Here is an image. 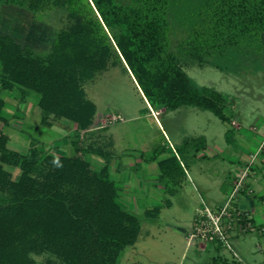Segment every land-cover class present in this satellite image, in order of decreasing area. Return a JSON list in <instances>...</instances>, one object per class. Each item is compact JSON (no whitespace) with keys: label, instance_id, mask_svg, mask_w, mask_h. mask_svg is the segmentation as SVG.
Returning <instances> with one entry per match:
<instances>
[{"label":"trees","instance_id":"1","mask_svg":"<svg viewBox=\"0 0 264 264\" xmlns=\"http://www.w3.org/2000/svg\"><path fill=\"white\" fill-rule=\"evenodd\" d=\"M175 1L0 0V6L26 8L38 21L56 9L67 11V24L45 55L0 35V86L35 92L44 113L89 129L98 107L84 84L121 67L154 109L197 108L229 122L226 96L200 86L169 51L165 18ZM203 2V21L188 40L196 51L264 50V0ZM4 108L0 98V122L6 121ZM9 140L0 129V193L6 196L0 225L19 238L21 252L64 253L67 264H86L82 252L88 249L93 264H115L125 248L136 244L141 221L120 204L108 166L96 170L84 158L90 149L75 145L70 157L37 148L22 153L10 149ZM5 165L20 170L17 181ZM161 166L167 171V162Z\"/></svg>","mask_w":264,"mask_h":264},{"label":"rangeland","instance_id":"2","mask_svg":"<svg viewBox=\"0 0 264 264\" xmlns=\"http://www.w3.org/2000/svg\"><path fill=\"white\" fill-rule=\"evenodd\" d=\"M10 7L0 6V30L17 33L20 42L33 46L41 55L47 53L45 49L52 46L67 24L66 10L56 9L43 21L35 22L26 8ZM205 11L203 0H177L171 4L165 18L169 51L200 86L213 87L226 96L229 122L221 121L210 111L191 107L153 117L137 85L121 67L112 68L98 75L94 82L84 84L89 98L98 106L94 129L103 128L96 132L102 137L94 145L113 153L109 162L110 178L123 190L122 201L138 198L142 211L161 209L156 219H148L140 211L142 229L138 240L121 252L115 264H242L240 260L246 264H264V235L242 233L237 240H232L231 249L200 240L188 246V236L202 201L216 210L227 200L241 153L248 155L246 145L253 144L255 139L260 144L264 135L261 116L264 63L253 64V50L196 51L188 40L194 26L203 21ZM18 96V91L0 89V97L6 101L4 115L9 124L5 132L11 139L10 149L28 153L30 143H36L37 139L42 141L40 146L45 151L51 145L44 144L51 143L57 148H66L65 154L69 155L72 145H91L88 141L91 133H86L84 139V134L75 128L64 129L57 124L51 130L43 127L40 108L35 106L30 110V105L23 104ZM66 125L78 127L73 121ZM124 157L133 162L128 172L142 183V187L130 185L131 195L124 191L118 175ZM85 158L96 170H101L110 160L96 151H89ZM163 162L168 163L166 170H173L174 174L163 171ZM5 169L17 181L20 170L8 165ZM5 201V194L0 193V207L6 206ZM3 230L0 225V264H67L64 253L26 248L21 252L19 238ZM199 244L209 249L200 250ZM214 249L218 250L216 254ZM82 255L86 264H93L88 258V249H83Z\"/></svg>","mask_w":264,"mask_h":264},{"label":"crops","instance_id":"3","mask_svg":"<svg viewBox=\"0 0 264 264\" xmlns=\"http://www.w3.org/2000/svg\"><path fill=\"white\" fill-rule=\"evenodd\" d=\"M10 8H14V9L16 8L18 10H22V8L18 7V6H11ZM19 13H20V11H19ZM29 13L32 14V16L34 18L33 13H31V12H29ZM19 20L22 23V18L21 17H20ZM14 21H16V20H14ZM14 21H12V22L15 23ZM34 21L38 22V20H36L35 18H34ZM11 31L7 32V31L0 30V35H11V36L15 37L16 39H18L17 36H19V35L17 33L13 32V31L12 32ZM262 42L264 44V34L262 35ZM256 61H258L259 63H264L263 62L264 61V50L262 52H255L254 61H252L254 65H255ZM262 69L264 70V66L262 67ZM0 89L2 91H9V92L18 91L19 92V96H18L19 101L23 102V104H26V103L29 104L30 105V107H29L30 110H33L35 106L39 107L40 96L37 93H35V92L28 91L26 93H23L22 90L19 87L15 88L14 90H5V89L1 88V86H0ZM32 96H34L35 98L32 99ZM0 98H2V97H0ZM145 101H146V104L150 108L151 115L153 117H155V118L157 117L158 114L169 112V111H167L165 109H161V110L155 111V109L151 106V104L146 99H145ZM5 108H6V101H5ZM5 108H4L3 113H2V116L4 118H5V115H4ZM233 109L236 110V106H233ZM40 110H41V108H40ZM41 112L42 113H41L40 122H41V125L43 127H45V128H48V129L51 130V129L54 128L55 124L60 125L64 129L67 128V129L71 130V128L72 129L75 128L77 131H80V133L82 132L84 134L83 135L84 139H85L86 133H91L92 136L88 140L91 145H79V146L81 148H83V149H86V150L90 149L89 151H91V152L96 151V153L101 155V156L104 155V157L105 156L108 157L110 160L108 161V164L105 165L104 167L108 166V168H109V162L111 161V158L114 157L113 153L110 152V151H105L103 149V147H100V146H98L96 148V146L94 145V143L99 142V138L102 137L101 133H99V134H101V135H99L96 132L97 131L100 132L101 130H103V128H100V127H96V129H94L95 125L98 122L96 120V116H97L98 111H97V113H96V115L94 117V123L89 129H82L79 126L75 127V125H74V127L67 126L66 124L69 125V122H71V120H68V119L55 120L54 119L55 117L53 115L46 114L42 110H41ZM261 116L263 118L262 125H264V113ZM233 120H235L234 117H233ZM63 121H64V124H62ZM8 124H9V120H7V119H6L5 122H0V129L6 135H8V134L5 132V126L8 125ZM9 139H10V137H9ZM35 140H36V143L35 142H31L30 143V149L31 148H37V149L43 151L44 153H49V154H56L57 153V156L64 155V156H69L70 157V156H74L76 154L75 145H72L71 149L68 150L69 155H67V154H65L67 152V151H65L66 148H64V150H63L62 148L55 147L54 144L45 143L44 142L45 143L44 145H51L50 147L46 146L48 151H45L44 148H42L40 146V144H42V141L37 140V139H35ZM10 141H11V139L9 140V146H10ZM261 143L259 144L258 143V139H255L253 141V144L246 145L245 152L248 151L247 153H249V154L247 155L244 152L241 153V158H240V162H239L238 168L236 170V174L233 176V179L231 181L232 190L229 192V194H227V200L230 197V195H231V193H232V191H233V189L235 187V183H236L240 173L247 166V164L249 162V159H250V156L255 154L258 151ZM91 147H94V149L91 150ZM18 152H20V151H18ZM86 154H88V153H86ZM86 154H83L84 158H85ZM125 157H124L125 161L122 164H120L119 167H118V169H119L118 175L121 177L120 178L121 182L125 186V190L124 191H126V193L128 195H131L133 192L130 194V192H131L130 191V189H131L130 185L133 184L136 187H142V183L141 182L140 183L137 182L136 179H134L135 176H131L132 174L128 172V168L132 165L133 162H132V160H130L129 157H127V158H125ZM124 168H127V170H123ZM110 173L111 172H110V169H109V174ZM114 183H115L117 191H118V200H119L120 204L123 206V208L127 212H129L131 214H134V215H136L139 218L138 215H139L140 211H142V209H141L142 203L140 202V200L138 198H135L132 201L131 200L130 201H124V200L122 201L121 193L123 192V190L119 189V187L117 186L116 182H114ZM126 197H128V196H126ZM227 200L224 203H222L221 206H223L227 202ZM235 207L238 208L239 210H241L244 213L245 217L247 218V221L252 223V225L254 227L264 228V155L259 157L257 159V161L255 162V164L252 166V174L246 180V188H245V190H243L236 197V199H235ZM142 212L144 213L146 218H148V219H156V218L159 217V215L161 213V209L159 207H156V208H153V209L144 210ZM139 220L141 221L140 218H139ZM190 234L191 233H189V235ZM241 234L242 233L240 231L236 232L233 235L232 240L233 239L237 240V238H239ZM247 234H248V232H247ZM250 234H252V233H250ZM253 234H255V233H253ZM257 234L263 236V234H261V233H257ZM188 239H189V236H188ZM194 243H195V240H193V241H191L190 239L188 240V246H191ZM198 247H199L200 250H205V251H207L209 249V248L208 249L204 248L203 244H199ZM214 250H215L214 254H216L218 252V250L217 249H214ZM213 258H215V256H213ZM240 261L242 262V264H246L243 260H240Z\"/></svg>","mask_w":264,"mask_h":264},{"label":"built area","instance_id":"4","mask_svg":"<svg viewBox=\"0 0 264 264\" xmlns=\"http://www.w3.org/2000/svg\"><path fill=\"white\" fill-rule=\"evenodd\" d=\"M115 120L119 118L116 117ZM261 155H264V135L258 151L250 156L247 166L240 173L227 202L214 210L202 201V207L197 210L194 227L189 235L191 241L200 240L231 249L232 237L238 231L264 235V228L254 227L247 221L244 213L235 207V199L245 190L246 180L252 174V166Z\"/></svg>","mask_w":264,"mask_h":264}]
</instances>
